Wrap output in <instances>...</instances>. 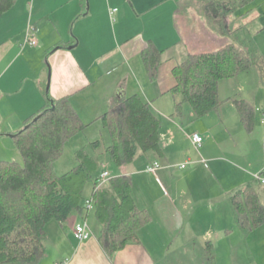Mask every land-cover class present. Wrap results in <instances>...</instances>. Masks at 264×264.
I'll use <instances>...</instances> for the list:
<instances>
[{
    "label": "crops",
    "instance_id": "obj_1",
    "mask_svg": "<svg viewBox=\"0 0 264 264\" xmlns=\"http://www.w3.org/2000/svg\"><path fill=\"white\" fill-rule=\"evenodd\" d=\"M181 1L16 0L9 11L0 13V162H22L13 135L42 111L48 97L70 99L83 123L92 125L101 123L99 119L113 102L137 94L162 122V154L149 152L108 178L130 176L137 207L151 216L139 230L138 241L109 255L100 243L101 224L92 227L91 207L83 215L75 214L64 226L58 222L47 225V255L39 264H179L190 260V255L204 264L207 245L212 247L211 264H264L260 249L264 225L250 232L243 230L232 204L234 193L259 184L257 177H264L261 142L258 164L237 160L243 158L237 151L241 150L237 138L242 128L259 141L264 136V83L259 101L260 94L251 100L243 96V90L221 99V90L236 79L221 81L222 103L203 118L184 105L180 111L176 109L177 97L173 105L167 101V106L165 100L175 95L172 90L177 85L174 70L182 61L234 40L232 31L217 32L196 9L195 13L187 11L192 14L188 22L191 31L185 33L178 22ZM246 8L231 15L241 29L248 26L244 20L251 15L257 23L260 17L253 11L238 17ZM231 16L224 17L227 28L232 25ZM258 29L251 36L264 27ZM246 31L247 27L240 33L243 42ZM28 36L34 37L37 45L29 44ZM149 45L164 52L156 81L150 80L143 61ZM237 99L248 100L257 111L251 131L241 121L234 102ZM193 118L203 120L200 129L198 121L192 123ZM107 134L105 152L111 145ZM194 134L203 138L201 144H194ZM102 149L101 143L99 155ZM99 160L102 164L100 156ZM155 163L158 170L149 172L148 167ZM81 216L92 232L85 242L74 237V225Z\"/></svg>",
    "mask_w": 264,
    "mask_h": 264
},
{
    "label": "trees",
    "instance_id": "obj_2",
    "mask_svg": "<svg viewBox=\"0 0 264 264\" xmlns=\"http://www.w3.org/2000/svg\"><path fill=\"white\" fill-rule=\"evenodd\" d=\"M15 1L0 0V13L9 11ZM188 1H181V9ZM254 1L198 0L197 7L212 18L217 32L228 34L234 27L227 28L224 17ZM243 29H239L240 33ZM240 33L234 32L233 42L213 52L191 54L175 68L177 85L172 92L183 98L177 104L179 111L184 103L192 107L198 118L218 110L222 103L220 82L245 74L256 65L258 52L253 36L246 31L243 42ZM163 54L154 45L143 52L151 81L157 80ZM234 102L241 121L251 131L256 119L254 106L246 99ZM99 120L110 134L111 145L106 152L117 167L130 166L149 152L162 154V122L140 95L121 97ZM87 126L70 99L48 97L42 111L13 135L22 162H0V264L41 263L47 255V225L56 221L64 226L75 214L87 213L90 211L87 201L92 202L102 226L100 243L109 255L137 242L139 230L150 222V214L136 205L130 176L110 179L98 187L102 171L99 140L90 144L91 152L76 151L77 165L70 171L62 175L56 172L55 164L63 156L68 141ZM258 183L249 184L232 196L238 224L248 232L264 225L261 200L264 184L259 180ZM88 184L93 187L90 200L84 195ZM212 257V247L207 245L203 263L211 264Z\"/></svg>",
    "mask_w": 264,
    "mask_h": 264
},
{
    "label": "rangeland",
    "instance_id": "obj_3",
    "mask_svg": "<svg viewBox=\"0 0 264 264\" xmlns=\"http://www.w3.org/2000/svg\"><path fill=\"white\" fill-rule=\"evenodd\" d=\"M197 1L198 0H189L187 6L186 5L183 6L182 7L183 10L181 9L179 11L178 22H179L181 29L185 33H188L191 31V27H190L191 25L188 22H190L189 18L191 17L192 14H188L187 11L189 10L190 11L193 10L194 13H195L194 11L195 9L197 10L196 12L200 11V13H202V15L206 17V20L209 22V24H212V25L214 24V27H216V24L212 21V18L209 16H206L205 12H202L201 10H199V7H197L198 5ZM169 3L170 2L166 3L165 6L168 5ZM247 11H253V13H257V15H260L258 23L252 20L256 17L255 15H251L246 20H244V22L246 21L248 23V26L246 27L248 28L249 33L253 34L257 30H259L258 27L259 28L264 27V0L254 1L253 3H251V5L248 6V8H246L243 11V13L242 11L238 12L237 13L238 17L244 18L243 15H245L244 13ZM231 24L234 27L233 33L236 32V35H238L240 33V30H239L240 28L238 26L237 21L234 19V17H232ZM246 27H242V28L246 29ZM217 28L219 30L218 24H217ZM189 35L186 34V36H189ZM252 39H253L254 46L258 52V54L256 53V57H255L256 65L252 67L247 73L236 77L235 84H231V86H226V88H223V90H221V93H220L221 99L225 98V96H228L227 94H229L230 92H233L234 94H242L241 91L243 90V96H245V98H250L251 100H254V99L256 100L257 93L258 95L260 94L258 97L260 101V96L262 93L261 91L263 89V83H264V30L260 34L253 36ZM181 60H184V59H181ZM227 83H230V82H227ZM224 91H227V92L225 93ZM167 97L168 98H166L165 100L166 104H167V101L168 103L170 101V105H173V99L175 97H177L178 99V101H176V104L179 102H182L181 95L170 94ZM158 104L162 105L163 103L159 102ZM183 105H184V109L186 110L192 109L191 106L187 103H184ZM227 109H229V107L225 108V110ZM260 115L261 113L259 112L258 118L260 117ZM195 119L196 118L192 119V123H194V121L195 122L198 121L197 125L199 126V129H200L202 127L201 123L203 120H199V119L195 120ZM86 120L91 121L89 119H86ZM102 125H103L102 122L100 123V121H96L95 123H92V125L90 124L89 126H87V128L83 132L75 135L71 140L68 141V143L65 146L63 156L55 164L56 172L58 173V175H62L65 172L69 171L76 164L75 153L77 150H80L83 148L91 152L90 142H94L99 139L102 143V148H103L101 150V155H100V158L102 161V170L108 172L109 174L110 173L115 174V172L120 169L113 163V161L111 160L107 152H105V147L106 145L109 144L108 143L109 137L107 134L108 132L104 130ZM243 129L244 128H242V133L237 138V142L240 144V147H241V150L237 149V151L238 153L243 155V158L240 157V159H237V160L241 161L242 163H245V165H248L249 163H251L252 165L258 164L260 162V157H259L260 152L258 151L260 147V142H261L262 147H264V136L261 139V141H259L257 137L250 135V133H247ZM233 130H235V127H233ZM92 188H93L92 184L87 185L85 189V194H84L85 199L90 200L89 198L92 197ZM90 221L92 223V227L95 228V223L96 222L98 223V221L94 216V210L90 212ZM52 222L56 223V221H52ZM260 249L264 253V245H262ZM197 251H199V249ZM189 258L190 260L185 261L184 263H179V264H201L200 262L201 260L199 261L198 257L195 259V261L191 255L189 256Z\"/></svg>",
    "mask_w": 264,
    "mask_h": 264
},
{
    "label": "built area",
    "instance_id": "obj_4",
    "mask_svg": "<svg viewBox=\"0 0 264 264\" xmlns=\"http://www.w3.org/2000/svg\"><path fill=\"white\" fill-rule=\"evenodd\" d=\"M26 41L33 46L37 45L36 39H34V37L32 36H28ZM192 141L194 142V144H201L203 142V138L198 134H194L192 136ZM158 168H159L158 163H155L153 166L148 167V171L156 173ZM181 168H185V166L183 165L181 166ZM108 178H109V173L104 172L103 175L101 176V179L99 180L98 187H101L104 183H106ZM257 179L262 184H264V177L259 176L257 177ZM91 206H92V202L87 201L86 202L87 209H91ZM74 237L79 242L88 241L92 237V232L88 226V223L85 219H83L82 216L79 218V221H77L74 225ZM55 264H66V263H55Z\"/></svg>",
    "mask_w": 264,
    "mask_h": 264
}]
</instances>
